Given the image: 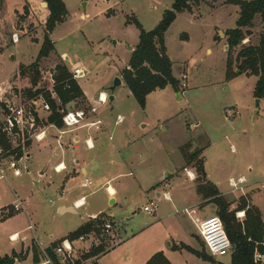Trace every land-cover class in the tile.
Returning <instances> with one entry per match:
<instances>
[{
	"label": "rangeland",
	"instance_id": "rangeland-1",
	"mask_svg": "<svg viewBox=\"0 0 264 264\" xmlns=\"http://www.w3.org/2000/svg\"><path fill=\"white\" fill-rule=\"evenodd\" d=\"M64 1L69 13L65 21L58 24L51 33L55 48L48 56L40 59V78L38 83L33 85L34 71L31 64L37 60L47 32L46 21L49 15L47 3L44 0H0V52L4 53L0 56V90H6L10 96L12 93L19 96L31 95L37 88L46 90L51 83L45 76L51 69L57 68L58 65L71 67L79 62L88 68L87 77L79 80L80 85L86 94L97 97L96 104L101 106L99 103L101 90L107 92L109 97L111 95L117 97L115 102L108 100L102 110L108 112L113 120L119 113L126 117L124 123L119 125L112 123L111 129H114L118 136L127 130L137 138L135 144L139 145L136 149L141 151V157L137 156L139 164L137 167L144 180H149L166 170L171 172L177 165V175L187 169L194 172L195 177L188 175L190 171L187 176L191 178L190 183L197 191L200 177L194 167L196 163L188 162L187 153L198 150L200 157L204 159L203 150L209 140L203 133V128H208L212 140L217 143L208 152L210 172L217 171L221 177L228 176L232 171L244 172L261 178L263 181H259L260 186L256 185L259 187L256 198L261 206H264V143L260 145L254 141V144L250 139L255 136L254 132L264 134V100L258 107V120L253 123L256 98L254 92L250 90V83L255 78L242 77L236 81L226 79L228 56L226 32L236 27L240 16L239 5L230 3L229 0H191V10L177 14L166 32L165 44L173 63V74L179 81V89L168 85L158 93L150 95L147 97L149 105L144 109L134 96L128 95L130 94L127 91L128 85L118 86L115 92L110 87L117 76L123 79V69L130 53L135 49L132 45H137L140 41V30L132 19L137 18L146 30H152L162 21L165 11L172 8L174 0ZM244 30L247 37L243 43L258 44L260 36L264 33L262 15L257 14L252 24ZM14 34L18 35L20 42H14ZM130 46L132 48H129ZM239 49L240 46L232 51L233 58ZM183 74L188 75V79H185L187 86H182ZM241 80L242 83H238ZM179 94L182 95L179 97ZM235 102L239 105H235ZM242 105H248L249 110L244 112L240 109L241 114L235 116L236 118L227 115V109L237 110ZM67 106L87 108V102L85 98H78ZM160 113L164 115L161 116ZM198 120L202 124L198 125ZM141 123L147 127H142ZM59 129L60 135L68 130L67 136H71L75 130H69L64 125ZM53 131L57 129L48 128L49 133ZM194 134L195 137L191 136ZM104 139L108 144L107 136H104ZM232 142L236 145L235 150L231 148ZM95 151H90L89 155H93ZM37 154L31 159L23 160L26 171L21 181L10 184L6 182L7 178L2 179L0 190L6 193L9 199L17 200L18 196L14 192L17 190L18 194H26L28 199L34 200L35 205L31 206L37 211V217L42 220L46 232H49L56 226L70 225L72 222L60 221L53 216L59 203L58 194H55V190L58 189L56 181L58 176L51 167L45 176L39 174L44 154L43 152ZM218 155H221L222 163L219 169L217 166L220 163L215 162ZM249 165H253V172L248 171ZM125 178L130 180L133 177ZM44 180L51 181L52 186L49 187ZM81 183L78 178L72 182L73 191L77 194H88L97 188V183L93 184V180L88 188H83ZM45 186L49 188L44 189ZM247 186L244 184L243 188L231 187V191L224 195L228 201H233L231 208H235L241 202L242 196L250 197V202L254 205L252 191H249ZM58 193L60 194V191ZM104 200L105 195L101 191L88 195V207L98 208ZM147 200L144 192L135 187L126 193V200L121 203L120 211L117 214L112 213L115 217L114 222L110 218L106 220L112 221L115 229H121L125 235L131 228H135L138 222L153 217L154 214L151 215L144 210L145 204L150 203ZM192 207L198 209L199 215H217V206L209 200H204L201 195L199 202ZM15 214L13 221L8 224L5 217L0 218V245L3 251L19 245V240L11 238L12 233L21 231V236H30L32 233L27 228L30 222L26 210L22 209ZM133 215L134 218L128 220ZM236 216L238 217L237 214ZM245 218L246 215L240 219ZM262 218L264 220L263 214ZM102 223L95 222L98 236L106 247H110L117 239L103 231ZM192 229L198 232L194 224ZM197 234L201 237L199 233ZM199 237L194 236L187 241L193 249L209 255ZM232 251L233 249L217 259L230 264Z\"/></svg>",
	"mask_w": 264,
	"mask_h": 264
},
{
	"label": "crops",
	"instance_id": "crops-1",
	"mask_svg": "<svg viewBox=\"0 0 264 264\" xmlns=\"http://www.w3.org/2000/svg\"><path fill=\"white\" fill-rule=\"evenodd\" d=\"M18 42H20V40ZM132 46L135 48L137 45ZM208 51H210V49ZM0 54V56H2L4 53L0 52ZM62 55H66V53H62ZM131 55L132 53H130L126 67L129 65ZM242 77L249 76L246 74H241L231 79V81H236L238 78L241 79ZM252 77L255 79L250 83V90L254 92L258 77L250 76L249 78L252 79ZM78 83L80 85V82ZM238 83H242V80ZM125 84L126 83L124 79H122L121 86ZM127 91L130 93L128 95L134 96L129 87ZM159 91L160 90L154 91L147 97L158 93ZM101 93L103 94V90L99 92V96ZM106 94L108 97L109 95L107 92ZM181 95L182 94H179V97ZM80 98H85L87 102L86 109L89 112V115L86 123L88 124L84 126L68 128L69 130L75 129L73 130V134L71 136L66 135L68 130L65 134L60 135V129L55 124H49L47 127V138L41 142L35 141L31 143L27 152V160L31 159L34 154H41V152H43L44 157L42 159L44 160L40 162L39 167V174L41 176H45L50 167L54 169V172L58 176L56 178L58 189L55 190V194H58L57 201L59 203L56 206V210L53 212V216L60 221L64 220L72 223L65 226H56L54 230L46 232L45 225L43 224L42 220L37 217V211L31 206L35 205L34 200L31 201V198L28 199L26 194H18L17 190H14L15 194H17L16 196H18L17 200L14 198L9 199V197L7 198V194L0 190V208L4 207L9 209V211H6L3 216L6 218V223L8 224L13 221V217L16 216L15 212H19L13 210V204H15L18 200H22L24 205L23 210H26V214L30 222L27 228L28 230L32 231L30 236H21V231L12 233L11 236L19 233L18 238L15 239V241H20L19 245L10 247L8 251H3L0 245V254L11 255L13 252H16V264H35L33 249L35 246L39 251L40 262L38 264H40L43 260V249L48 250V248L51 247L55 242H57V245L63 239L69 238V235L83 224L89 222H96L97 224L101 220L94 219L95 216H99L100 219L102 218V220H106V218H110L112 221L115 220V217L112 213L117 214L120 211L119 208L122 207L121 203L126 200V193L136 187L140 190V192H144L148 199L147 201L151 202L156 200V202L159 203L157 212L151 219L138 222L135 225V228H131V231H125V235L121 229H115V231L113 230L111 234H113L114 238L117 240H115V244L111 245L110 247H106L101 242V240H99V245H103L104 250L99 254L86 259L85 264H146V262L156 252L159 251H162L172 264H206V262L227 264L214 257H212L214 261L204 260L192 251L180 247L183 243L193 248L192 245L188 243V241L193 239L194 236L198 238L199 235L197 233L200 234L199 229L193 219L189 215L180 211L185 207H192L199 202V195L193 184L190 183L192 182L191 178L187 176L189 171L191 175H193L194 172L187 169L186 171H182L180 173L178 172L179 175H177L176 173L178 167L176 165V167H174L171 172L166 170L157 176H153L149 180H144V177L137 167L139 166L137 162V156L141 157V151L138 148L136 149V146L139 145L135 144L137 138L129 134L127 130L126 132H121V135L118 136L116 131L111 129L112 123H114V125L124 123L126 122V117L119 113L113 120L112 116L108 112L102 110L104 104H107L108 102L99 106L96 104L97 97L86 94L84 91ZM116 100L117 97L114 95L113 102ZM263 100L264 99H261L260 103H262ZM148 105L147 99L144 109H146ZM235 105H239L238 102H235ZM92 106H97V111L95 113L90 112V107ZM240 109L245 112V110H249V106L242 105L239 107L236 110L238 112L236 117L241 114ZM162 113H160L161 116L164 115ZM118 116H121L124 119L121 123H116ZM258 117L259 112L253 115L252 122L255 123L258 120ZM97 120H101V123L92 124ZM197 124L199 125L202 123L200 120H198ZM141 125L142 127H147L145 124L143 125L141 123ZM50 127L56 128L57 131L49 133L48 128ZM78 131L81 132L78 133ZM210 132L211 131H209L208 128H203V133L209 140V143L203 150L205 168L209 179L216 183L219 190L225 195L232 189L230 183L231 179L237 180L239 178H244L246 180L245 185H248L246 188L249 189V191H252L253 204L256 205L264 215V206H261V203H259L256 198L259 193L258 186H260V183L263 181L261 178L247 175L244 172L234 173L233 171L230 172L228 176L221 177L217 171L216 173H214V171L212 173L208 169V160L210 156L208 152L217 145V143L212 140V135ZM253 134H255V136L250 138L251 141L253 143L255 141L257 144L262 145L264 143V134L257 132H254ZM104 136H107V140L109 141L108 144H106ZM191 136L195 137V134ZM226 138L228 139L227 135ZM89 139L92 142L93 147H89L87 145V140ZM130 139L132 141H130ZM235 146L236 145L232 142V150H235ZM92 150L96 151L93 155H89L90 151ZM34 151L36 153H34ZM220 156L221 155H218L215 158V162L220 163L217 166V169H219V167L222 165L220 162ZM248 171H254L253 165L248 166ZM7 173L8 177L6 182L10 184L11 182L14 183L16 181H21L20 179L25 175L24 174L23 176L16 177L10 171ZM129 176H132L133 178L127 180L125 177ZM87 177L93 180V184L97 183V188L88 194H77L74 192V186L72 185L74 179L78 178L81 180V182H83V180H85ZM43 182L48 184L49 187L52 186L51 181L44 180ZM49 187L45 186L44 189ZM59 191L60 194L58 193ZM98 191L104 193L106 200H104L103 204L98 208L88 207V195H93ZM165 193L169 198L164 197ZM151 195L153 196L150 197ZM83 197H85V200ZM158 200L161 201L158 202ZM126 213L129 212L126 211ZM72 215H79V217L75 218V216ZM133 218L134 215L129 217L128 220H132ZM96 224L95 227L97 228ZM193 224L196 226L198 232L192 229ZM90 233L92 235L96 234L97 237H99L97 229L92 230L89 232V234ZM199 239L201 242H203L202 236L199 237ZM74 246L76 248V255L80 258H84V255L89 253L87 250L90 248V242L77 241L75 242Z\"/></svg>",
	"mask_w": 264,
	"mask_h": 264
},
{
	"label": "trees",
	"instance_id": "trees-1",
	"mask_svg": "<svg viewBox=\"0 0 264 264\" xmlns=\"http://www.w3.org/2000/svg\"><path fill=\"white\" fill-rule=\"evenodd\" d=\"M49 9L46 21L47 32L38 53L37 60L31 64L34 74L32 84L36 85L40 78L39 61L55 48L51 39V33L58 24L65 21L69 11L64 0H44ZM191 0H174L171 9L165 11L162 21L152 30H146L142 23L137 19L132 22L140 30V41L132 52L129 65L123 69V79L132 91L134 97L142 108H145L147 96L154 91L165 89L172 85L176 90L179 89V81L173 74L172 60L167 53L165 35L176 19L177 14L185 10H191ZM230 3L239 5L240 16L236 27L226 32L228 44V56L226 65V79L231 80L241 74L258 77L254 96L264 99V33L260 36L258 44H245L243 40L247 37L244 28L251 25L255 16L261 14L264 20V0H229ZM240 46L235 58L232 51ZM57 84L55 92L57 98H52L50 93L47 98L51 104L52 113L48 121L59 128L63 127L62 112L69 108L67 105L83 95V91L78 82L71 78V74L66 66L58 65ZM23 73V71L21 72ZM32 94V93H31ZM188 162H194L199 185L197 193L204 200L214 203L217 206V215L222 219L228 235L233 244L231 264H257L254 261V251L256 248L264 252V220L260 209L252 205L250 197L242 196L241 202L231 208L233 201H228L224 194L219 190L216 183L209 179L205 168L204 159L200 157L198 150L187 153ZM240 210L245 211L244 220L236 216ZM100 222V221H99ZM95 223H86L69 235V238H77L96 229ZM55 242L48 251L57 264H60L53 248ZM181 248L192 251L204 260L214 261V259L204 251H197L186 244H181ZM34 262H40L39 251L34 246ZM177 249V248H176ZM104 250L103 245L95 247L91 252L84 255L89 258L99 254ZM16 252L11 255L0 254V264H16ZM146 264H172L162 252H156Z\"/></svg>",
	"mask_w": 264,
	"mask_h": 264
},
{
	"label": "built area",
	"instance_id": "built-area-1",
	"mask_svg": "<svg viewBox=\"0 0 264 264\" xmlns=\"http://www.w3.org/2000/svg\"><path fill=\"white\" fill-rule=\"evenodd\" d=\"M14 42L19 41L17 34L13 36ZM67 67V66H66ZM71 74V78L76 82L84 79L88 75V68L81 64L76 63L71 67H67ZM58 69L55 67L48 72L45 77L51 83L50 87L37 88L31 95L19 96L12 93L11 96L5 91L0 90V179L7 178V172L10 171L14 176L20 177L25 174L26 167L23 165V160L27 158L28 147L33 142H41L47 138V124L50 114L52 113L51 104L47 98L50 93L52 98H57L55 86L57 84L56 78ZM182 86H187L185 79H188L187 74H183ZM108 97H103L102 93L99 96V103H107ZM97 106L90 107V112L95 113ZM62 112V121L66 128L87 125L89 112L84 107H69ZM229 117H235L238 112L233 109L226 110ZM124 119L118 116L116 123H121ZM46 122V123H45ZM99 124L101 120H97L92 124ZM87 145L93 147L92 142L87 140ZM28 172V171H27ZM191 177H195L191 175ZM232 188H243L246 183L244 178L237 180L231 179ZM92 184L90 178H85L82 182V187H89ZM165 198H169L166 193ZM85 200V197H83ZM13 210L20 211L24 208L23 201L18 200L12 206ZM144 210L153 215L158 210V204L154 201L146 204ZM9 211L8 208H0V217ZM182 213L189 215L202 236L203 244L207 248L211 257L217 258L219 256L229 253L233 249V244L225 228L222 219L217 215L201 216L198 214V209L194 207H185L180 210ZM237 215L242 218L245 211H238ZM94 219H100L95 216ZM103 231H106L114 237L113 230L115 229L112 221L102 220ZM31 228V227H30ZM95 233V231H94ZM19 233L12 235L13 240L17 239ZM100 238L91 233L82 234L77 238H66L60 241L53 251L58 258L60 264H85L86 259L80 258L76 255L75 242H90V248L87 250L91 252L94 247L99 245ZM43 260L40 264H57L50 252L47 249L42 250ZM95 256V255H93ZM92 257V256H91ZM254 261L257 264H264V252L256 248L254 251Z\"/></svg>",
	"mask_w": 264,
	"mask_h": 264
},
{
	"label": "water",
	"instance_id": "water-1",
	"mask_svg": "<svg viewBox=\"0 0 264 264\" xmlns=\"http://www.w3.org/2000/svg\"><path fill=\"white\" fill-rule=\"evenodd\" d=\"M46 4V3H45ZM221 34H222V32H221ZM229 46H227V48H228ZM129 48H132V46H130ZM122 84V78L121 77H116L115 78V80H114V82H113V84H112V86L110 87V89L112 90V91H114V90H116V88L118 87V86H120ZM109 100H111V101H113L114 100V95H111L110 97H109ZM260 101H261V98H256V103H255V114H257V112H258V107H259V105H260ZM144 125V124H143ZM69 210H72V209H69Z\"/></svg>",
	"mask_w": 264,
	"mask_h": 264
},
{
	"label": "bare ground",
	"instance_id": "bare-ground-1",
	"mask_svg": "<svg viewBox=\"0 0 264 264\" xmlns=\"http://www.w3.org/2000/svg\"><path fill=\"white\" fill-rule=\"evenodd\" d=\"M102 96H103L104 98L107 97L106 92H103Z\"/></svg>",
	"mask_w": 264,
	"mask_h": 264
}]
</instances>
